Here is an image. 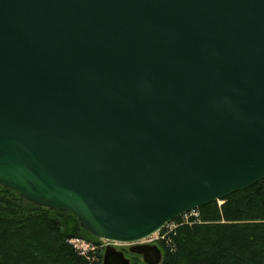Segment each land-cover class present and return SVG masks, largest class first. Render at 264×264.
Wrapping results in <instances>:
<instances>
[{
	"label": "water",
	"instance_id": "95a60500",
	"mask_svg": "<svg viewBox=\"0 0 264 264\" xmlns=\"http://www.w3.org/2000/svg\"><path fill=\"white\" fill-rule=\"evenodd\" d=\"M262 180L264 0H0V187L161 264Z\"/></svg>",
	"mask_w": 264,
	"mask_h": 264
},
{
	"label": "trees",
	"instance_id": "16d2710c",
	"mask_svg": "<svg viewBox=\"0 0 264 264\" xmlns=\"http://www.w3.org/2000/svg\"><path fill=\"white\" fill-rule=\"evenodd\" d=\"M222 202L200 208L198 220L178 218L175 229H166L161 264H264V180ZM73 240L99 243L73 214L0 187V264L103 263V253H85ZM132 264L145 263L135 257Z\"/></svg>",
	"mask_w": 264,
	"mask_h": 264
},
{
	"label": "rangeland",
	"instance_id": "374dc122",
	"mask_svg": "<svg viewBox=\"0 0 264 264\" xmlns=\"http://www.w3.org/2000/svg\"><path fill=\"white\" fill-rule=\"evenodd\" d=\"M220 206H222L223 204H224V202H221V203H218ZM196 215H198L199 216V213L197 212V214H194V216H192L191 217V219L192 220H198V218L196 217ZM176 228V225L174 224L173 225V229H175ZM167 230H170V229H167ZM168 234V231H162L161 233H160V237L161 238H163V237H165V235H167ZM154 240L155 239H157V235L156 236H153L152 237ZM153 240V241H154ZM161 240V239H160ZM87 243H89L88 241H86ZM159 242L160 241H154L152 244H159ZM72 244V243H71ZM89 244H97V246L98 247H95L96 249L94 250V251H92V253H94V254H96V253H105V250H106V248L109 246V245H111V246H113V247H115L117 250H119V251H124L126 254H127V258H129V259H131V263L133 262V259H135V257H139L140 258V260L143 262V260H142V258L140 257V256H137V255H132V254H130V252H129V248H130V246L131 245H116V244H111L110 242H103V246L101 245L102 243L99 241V243H94V242H92V243H89ZM99 244V245H98ZM143 244H146V242H144ZM73 245V244H72ZM160 245V244H159ZM144 263V262H143Z\"/></svg>",
	"mask_w": 264,
	"mask_h": 264
},
{
	"label": "built area",
	"instance_id": "2783aa9c",
	"mask_svg": "<svg viewBox=\"0 0 264 264\" xmlns=\"http://www.w3.org/2000/svg\"><path fill=\"white\" fill-rule=\"evenodd\" d=\"M194 214H197V212H192V213H190V214H186V215H184L183 218H182V221H183L185 224H186V223H187V224L190 223V222L192 221L191 217L194 216ZM196 217L199 218L198 215H196ZM173 225H174V224L170 225L167 229L172 230V229H173ZM167 236H168V234L165 235V237L161 238V237H160V233H159V234H157V239H155V240H156V241H162V240H164ZM160 239H161V240H160ZM153 240H154L153 238H150V239L146 240L145 242H146V243H149V244H152V243L155 241V240H154V241H153ZM71 243L74 245L75 248H77V249H79V250H82V251H84L85 253L92 252V251H94V250L96 249L95 247H98V246H95V245L89 244V243H87L86 241H82V240H73ZM102 246H103V245H102Z\"/></svg>",
	"mask_w": 264,
	"mask_h": 264
},
{
	"label": "flooded vegetation",
	"instance_id": "af4514ba",
	"mask_svg": "<svg viewBox=\"0 0 264 264\" xmlns=\"http://www.w3.org/2000/svg\"><path fill=\"white\" fill-rule=\"evenodd\" d=\"M130 249H131V247L129 248V252H130V254L135 255V254L131 253ZM124 253H125V252H124ZM125 255H126V257H127V254H126V253H125Z\"/></svg>",
	"mask_w": 264,
	"mask_h": 264
}]
</instances>
